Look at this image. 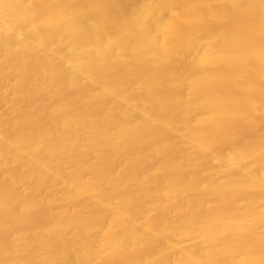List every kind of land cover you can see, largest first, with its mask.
I'll return each instance as SVG.
<instances>
[{"label":"bare ground","instance_id":"obj_1","mask_svg":"<svg viewBox=\"0 0 264 264\" xmlns=\"http://www.w3.org/2000/svg\"><path fill=\"white\" fill-rule=\"evenodd\" d=\"M0 264H264V0H0Z\"/></svg>","mask_w":264,"mask_h":264}]
</instances>
